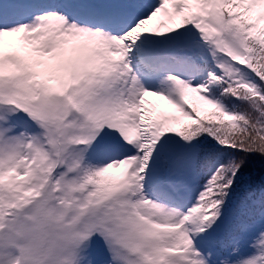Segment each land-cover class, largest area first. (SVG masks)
Instances as JSON below:
<instances>
[{
    "label": "snow or ice",
    "instance_id": "1",
    "mask_svg": "<svg viewBox=\"0 0 264 264\" xmlns=\"http://www.w3.org/2000/svg\"><path fill=\"white\" fill-rule=\"evenodd\" d=\"M0 264H264V0H0Z\"/></svg>",
    "mask_w": 264,
    "mask_h": 264
},
{
    "label": "trees",
    "instance_id": "2",
    "mask_svg": "<svg viewBox=\"0 0 264 264\" xmlns=\"http://www.w3.org/2000/svg\"><path fill=\"white\" fill-rule=\"evenodd\" d=\"M226 237V236H225ZM226 239H227V237H226Z\"/></svg>",
    "mask_w": 264,
    "mask_h": 264
}]
</instances>
